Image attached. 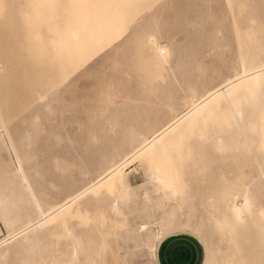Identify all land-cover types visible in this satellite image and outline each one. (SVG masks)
<instances>
[{
  "label": "rangeland",
  "instance_id": "rangeland-1",
  "mask_svg": "<svg viewBox=\"0 0 264 264\" xmlns=\"http://www.w3.org/2000/svg\"><path fill=\"white\" fill-rule=\"evenodd\" d=\"M0 3V191L19 216L12 231L43 216L36 197L48 215L51 206L127 159L129 186L112 192L106 184L57 218L48 216L43 227L5 245L0 264H159L149 249L160 228L156 222L182 214L198 230L176 232L198 237L205 259L211 251V264H264L254 229L231 228L235 241H229L230 232L214 220L217 198L233 181L251 183L264 207V107L242 99L234 108L245 109L242 125L219 120L227 107L205 113L173 139L169 154L132 157L144 140L188 111L185 103L197 100L194 93L239 77L242 53L264 59V0H147L150 7L135 11L124 37L75 57L71 68L51 76L46 64L63 65L74 51L68 33H54L58 20L67 22L70 7L62 8V0ZM152 37L170 51L169 62L156 71ZM238 140L251 148L236 150ZM157 165L162 175L176 177V193L156 181ZM10 217L0 211V234L7 235L3 222Z\"/></svg>",
  "mask_w": 264,
  "mask_h": 264
},
{
  "label": "bare ground",
  "instance_id": "bare-ground-1",
  "mask_svg": "<svg viewBox=\"0 0 264 264\" xmlns=\"http://www.w3.org/2000/svg\"><path fill=\"white\" fill-rule=\"evenodd\" d=\"M57 1L59 0H51L52 3ZM146 1L147 0H69L68 2L69 5L73 3H79L84 5L126 4L144 6ZM65 4L66 3H64V0H62V8H65ZM141 8L143 7H129L121 9H101L90 7L70 8L68 10L67 22L65 23V25H62L58 20V22L56 23V28L58 30H56L55 28L54 33L55 35H62L64 34V32L68 33V46L70 50L74 51L72 53H69L68 59L65 63H63V65L58 64L53 60L49 61L46 64L50 73L49 75L51 76L57 71L60 74L64 73L66 69H69L72 65H74L73 63L76 62L77 58L86 56L89 51L95 52L96 50H104L106 47H110L111 45H113L116 39L124 37L127 34V30L129 28L121 32V16L123 14L133 16L135 11L137 12ZM38 12L41 14L40 9L38 10ZM54 17L55 16L53 13L52 18ZM149 42L152 43V47L155 50V53L153 52L154 56L151 59L150 64L156 71L159 70L160 67H162V61L169 62L170 51L166 47L162 48L160 44L157 45L156 38L152 37ZM22 48H24V46H22ZM256 57H258L257 54L246 56L245 53H242L241 72L240 75H238L239 77L234 80L228 79L224 86L220 87L217 90L208 91L207 93H204L202 95L194 93V97H197V100H189L187 101V103H185L188 104V111L181 117L171 122L167 127L154 133L153 137L144 140L133 153L132 157L135 155H148L150 153H156L157 155H159V157L161 155L169 154V148L172 145V141L173 139H175V137H177L178 134H183L187 127L191 126L194 122H198L205 113H210V115L212 116L214 113L220 111L221 108L223 109L224 107H227L228 109L226 110L225 114L218 115L219 120H225L226 124L228 125H242L245 109L238 108V111H235L234 109L242 99H244V101L247 100L251 105L255 107H264V59H258ZM1 71L3 72L4 68H1L0 72ZM262 128L264 127L262 126ZM247 147H250V145L246 141L238 140L235 142L236 150H241ZM127 161L128 159L123 161L121 164L114 165L113 167L109 168L105 173L102 174L99 180L95 181L93 184H91L81 192L73 195L64 203L51 206V213H49L48 215L45 214L42 203L36 197V204L39 205L37 206V208L41 211L43 216L41 215L42 217L38 221H34L32 219L29 220L28 225L21 231L17 232V234H19L20 232L26 234L31 230L34 231L36 228L43 227L42 225H45V221H47L48 216L57 218L60 213H64L65 211H67L70 206L81 201V199L88 193L97 188L103 187L106 184H108V188L112 192H116L122 187L127 189L129 186L125 184L126 175L123 168ZM19 163L20 170H23L21 161H19ZM155 171V173L157 174L155 178L157 182H159L161 185L171 187L174 193L178 191L176 188V177L162 175L160 167L158 165L156 166ZM247 183L233 181L229 188L224 189L222 192H220L217 198V204L215 205L216 212H218V217L216 216L214 220L216 221V223H218L220 228L230 232L228 233L231 235L229 241L234 240V236L231 233V228L242 230L246 229L247 231H249L250 229H254L258 234V239L261 244L260 246L261 248H263L264 207L262 203H260L257 193L252 189L251 183ZM239 197L242 199L241 205H238L237 203V199ZM6 198L7 197L5 192L0 191V211L2 214H11V217L6 220L8 221L10 226H14L15 224H17V221H19V216L15 213H12L9 209L8 204L4 203L7 202ZM145 199L150 200V197L146 193ZM246 200L247 203H245ZM114 210H118V203L114 205ZM182 216L183 214L181 216H178V218L173 221L161 219L156 222V224H158L160 228L159 230H157L158 232L154 235L151 242V249H154V251L149 248L152 251L153 255H156L159 244L167 235L182 229H192L195 231L198 230L197 225H195L196 223L193 224L190 219L183 220ZM224 236L225 235H223V237ZM223 239H226V237H224ZM25 240L26 242L34 243L35 237L32 238L29 236H25ZM149 242L150 240L148 241V243ZM4 246L5 245L3 244V241L0 240V258L5 256V251L7 248H5ZM240 248L243 249L242 247ZM240 248L238 247L237 249L238 253L242 252ZM218 251H220V249ZM236 255L238 256L237 253ZM211 260L212 254L208 249L204 264H211Z\"/></svg>",
  "mask_w": 264,
  "mask_h": 264
},
{
  "label": "crops",
  "instance_id": "crops-1",
  "mask_svg": "<svg viewBox=\"0 0 264 264\" xmlns=\"http://www.w3.org/2000/svg\"><path fill=\"white\" fill-rule=\"evenodd\" d=\"M184 234L174 232L162 240L157 249L159 264H204L202 241Z\"/></svg>",
  "mask_w": 264,
  "mask_h": 264
},
{
  "label": "snow or ice",
  "instance_id": "snow-or-ice-1",
  "mask_svg": "<svg viewBox=\"0 0 264 264\" xmlns=\"http://www.w3.org/2000/svg\"><path fill=\"white\" fill-rule=\"evenodd\" d=\"M51 7H61V5H51ZM65 7H70V8H83V7H90V8H101V9H121V8H129V7H150L147 5L141 6V5H126V4H98V5H84V4H79V3H73L71 5H67ZM4 5L0 3V11H3ZM135 23V17L130 16L128 14H123L121 16L120 20V30L121 32L127 30L132 24ZM247 203V200L245 201ZM39 206V205H37ZM72 211H75L74 209ZM53 218H49V220H52ZM90 222V221H88ZM48 221H45V224H47ZM44 226V225H42ZM3 227L7 230V235L0 234V240L3 241L4 245H10L13 244L19 236L24 235L23 232H20L19 234L14 233L12 231V227L9 225L8 221L5 219L3 222ZM171 230V229H169ZM193 234L196 235L197 233L193 231ZM69 236H72L71 233L68 234ZM149 248L151 249V243L149 244ZM154 251V249H151ZM24 264H43L42 261H25ZM64 264H76L75 261H65Z\"/></svg>",
  "mask_w": 264,
  "mask_h": 264
}]
</instances>
